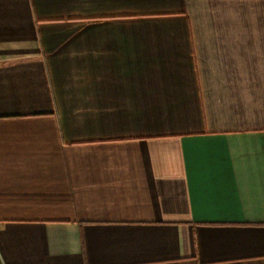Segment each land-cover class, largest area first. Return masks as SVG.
<instances>
[{
    "label": "crops",
    "instance_id": "0c3cea01",
    "mask_svg": "<svg viewBox=\"0 0 264 264\" xmlns=\"http://www.w3.org/2000/svg\"><path fill=\"white\" fill-rule=\"evenodd\" d=\"M0 264H264V0H0Z\"/></svg>",
    "mask_w": 264,
    "mask_h": 264
}]
</instances>
